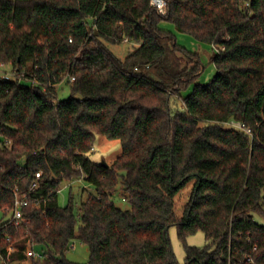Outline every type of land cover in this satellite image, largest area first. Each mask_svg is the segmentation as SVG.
I'll use <instances>...</instances> for the list:
<instances>
[{
  "label": "trees",
  "instance_id": "1",
  "mask_svg": "<svg viewBox=\"0 0 264 264\" xmlns=\"http://www.w3.org/2000/svg\"><path fill=\"white\" fill-rule=\"evenodd\" d=\"M165 1L161 12L152 0H0L8 264H179L174 225L185 245L197 231L210 242L186 245L184 264H264V0ZM163 20L217 48L214 79L186 97L204 67ZM125 39L135 47L121 59L108 44ZM64 80L71 96L59 98ZM97 134L121 142L108 166L89 156ZM81 177L97 193L82 201L77 232L72 201L58 196ZM120 186L130 209L113 200ZM13 189L30 199L20 224L8 223ZM74 239L87 263L66 258ZM29 243L42 257L27 260Z\"/></svg>",
  "mask_w": 264,
  "mask_h": 264
},
{
  "label": "rangeland",
  "instance_id": "2",
  "mask_svg": "<svg viewBox=\"0 0 264 264\" xmlns=\"http://www.w3.org/2000/svg\"><path fill=\"white\" fill-rule=\"evenodd\" d=\"M160 25L162 28L170 30L175 35L179 46L190 52L196 53L204 67L197 79L181 90V95L183 97L188 96L193 91L197 83L209 84L217 73V68L212 59L217 50L216 46L201 41L192 34L177 30L175 24L171 21L163 20L161 21ZM108 47L117 57L124 59L130 53V51L134 49L135 44L123 41L121 43L108 44ZM57 94L59 98H68L71 96V88L67 81L64 80L58 85ZM1 140L2 137L0 136V142ZM120 153V140L109 139L105 135L97 134L94 142V148L89 153V156L96 163H111ZM188 186L185 187V189H183V191L176 197V211L178 213L181 212L187 200L188 192L190 190V186ZM96 193L97 191L95 187L89 184L83 177L73 181L64 179L60 185L58 196L59 203L61 206H66L72 201L74 212L77 216V232L81 226V221L78 219L81 203L89 194ZM113 200L120 208L124 210L130 209L131 207L129 201L124 195L122 186H120L118 191L113 195ZM255 219L258 223L264 225V216L256 214ZM169 235L174 254L179 264L185 263L186 245L205 247L210 243L203 231H197L194 234L188 236L187 243L185 245V243L179 238L178 228L175 225L170 227ZM66 258L77 263H87L90 259L89 248L82 241L74 239L72 244H70V248L66 251Z\"/></svg>",
  "mask_w": 264,
  "mask_h": 264
},
{
  "label": "built area",
  "instance_id": "3",
  "mask_svg": "<svg viewBox=\"0 0 264 264\" xmlns=\"http://www.w3.org/2000/svg\"><path fill=\"white\" fill-rule=\"evenodd\" d=\"M152 4L155 7H157L161 12L166 11V1L165 0H152ZM124 41L128 42V39H125ZM7 75L9 76L12 74H7ZM71 80H74V78H71ZM40 176H41V173L40 172L37 173V177H40ZM37 185L38 183L35 180L32 183L31 188L35 189ZM13 191L15 194V203H14V208L8 217V223L20 224L23 218V208L26 207L30 203V199L27 194H20L17 189H13ZM32 202L35 204L39 203L37 199H34ZM8 249L9 251H12L13 246L10 245ZM25 253H26L27 260H30L31 258L42 257V252L33 248L31 243L28 244ZM0 261L2 262V264H8L7 260L1 253H0ZM248 261L251 262V264H255L253 260L250 258H248Z\"/></svg>",
  "mask_w": 264,
  "mask_h": 264
},
{
  "label": "water",
  "instance_id": "4",
  "mask_svg": "<svg viewBox=\"0 0 264 264\" xmlns=\"http://www.w3.org/2000/svg\"><path fill=\"white\" fill-rule=\"evenodd\" d=\"M104 165L108 166V163L107 162H103Z\"/></svg>",
  "mask_w": 264,
  "mask_h": 264
}]
</instances>
